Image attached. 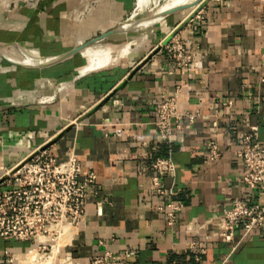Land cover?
Returning <instances> with one entry per match:
<instances>
[{
  "label": "crops",
  "instance_id": "1",
  "mask_svg": "<svg viewBox=\"0 0 264 264\" xmlns=\"http://www.w3.org/2000/svg\"><path fill=\"white\" fill-rule=\"evenodd\" d=\"M138 2L0 0V175L46 144L59 160L73 152L81 178L91 168L98 189L71 245L29 258L30 243L5 239L0 264H78L106 251H130L123 264H264V230L239 228L226 242L215 225L235 199L264 204V192L244 185L235 154L252 125L264 145V0H202L126 30ZM175 34L202 51L198 73L181 74L156 48ZM94 48L117 60L92 67L85 54ZM174 94L179 111L196 119L189 126L184 117L174 140L162 142L155 107ZM211 141L221 149L215 162L207 160ZM166 156L176 172L162 176L158 196L153 163ZM169 200L185 205L172 227L159 208ZM196 242L204 254L191 249Z\"/></svg>",
  "mask_w": 264,
  "mask_h": 264
},
{
  "label": "built area",
  "instance_id": "2",
  "mask_svg": "<svg viewBox=\"0 0 264 264\" xmlns=\"http://www.w3.org/2000/svg\"><path fill=\"white\" fill-rule=\"evenodd\" d=\"M192 20L189 22L191 26ZM187 25V26H188ZM168 59L176 63L181 74L198 73L202 69V51L181 34L168 43L160 42L156 47ZM230 115L231 101L224 103ZM154 125L162 142L174 140V129L181 128L185 117L188 125L196 119L194 114H183L178 109V95L163 99L155 107ZM187 126V128L189 127ZM258 126L239 135L236 157L246 170L242 175L244 185L251 190L264 192V145L258 136ZM221 157L216 141L208 144L207 160L215 162ZM152 190L164 196L162 176L174 175L176 165L171 156L157 157L153 163ZM82 165L70 152L66 159L55 158L46 144L32 148L19 162L0 175V242L14 239L30 243L28 255L37 251L59 253L74 241L76 232L86 219V207L91 196L97 193V175L90 168L81 178ZM185 205L181 200H169L160 210L164 211L166 223L172 227ZM217 236L232 242L235 233L243 228L245 233L255 229L264 230V204L248 199H235L215 222ZM191 249L206 252L205 244L193 243ZM131 257L130 251L116 255L111 251L78 264H123ZM68 264H74L67 257Z\"/></svg>",
  "mask_w": 264,
  "mask_h": 264
},
{
  "label": "bare ground",
  "instance_id": "3",
  "mask_svg": "<svg viewBox=\"0 0 264 264\" xmlns=\"http://www.w3.org/2000/svg\"><path fill=\"white\" fill-rule=\"evenodd\" d=\"M151 1L152 0H139L138 6L136 8L137 10L135 12L137 13V11H139L143 7L149 6L151 4ZM201 1L202 0H171L170 2L167 1L164 5H162V7L159 8L157 14H160V15L165 14L166 15V13L168 14V12H171V11L176 10L178 8H181L182 10L186 11V10L194 8ZM136 13H134V14H136ZM142 22L146 23V19L134 21L131 24H127V25H125L124 29L128 30L131 28H136ZM129 48L130 47L128 46L126 48V50H124L120 53L121 57L127 55V51L129 50ZM90 55L93 59L92 64H91L92 67H103V66H106V65H108L112 62H115L117 60V57H115L110 50L94 51Z\"/></svg>",
  "mask_w": 264,
  "mask_h": 264
},
{
  "label": "rangeland",
  "instance_id": "4",
  "mask_svg": "<svg viewBox=\"0 0 264 264\" xmlns=\"http://www.w3.org/2000/svg\"><path fill=\"white\" fill-rule=\"evenodd\" d=\"M167 1L170 2L171 0H152L151 4L149 6L143 7L142 9L137 11V13L135 12L136 14H134V12H133L132 16L130 17L131 21L133 22L134 20H144V19H146V23L142 22V24L146 25V24H149L151 22L154 23L158 19H161V18L164 17L165 14L160 15V14H157V13H158L159 8L162 7V5H164ZM168 13H170V12H168ZM119 30H121V29H119ZM97 50H107V49H105V48H102V49L101 48H94L92 51H89L88 54H85V57L88 60H91L92 58H90L91 57L90 54L92 52H94V51H97ZM53 250H55V249H53ZM33 253L38 254L37 258H42V259H44L48 255V252H47V254L45 256L43 255L44 253H42V252H38L37 253V251H35ZM33 253L28 255L29 258H31L34 255ZM29 263L38 264L37 262H34V261L33 262L29 261Z\"/></svg>",
  "mask_w": 264,
  "mask_h": 264
},
{
  "label": "water",
  "instance_id": "5",
  "mask_svg": "<svg viewBox=\"0 0 264 264\" xmlns=\"http://www.w3.org/2000/svg\"><path fill=\"white\" fill-rule=\"evenodd\" d=\"M178 10H181V8H179V9H176V10H174V11H178ZM174 11H172V12H174ZM172 12H170V13H172ZM170 13H168V14H170ZM168 14H166L164 17H166ZM163 17V18H164ZM69 55H62V56H59V57H55V58H51V59H45V60H43L40 64H38V65H30V64H27L28 66L27 67H38V68H45V67H49V66H52V65H54V64H56V63H59V62H61V61H63L64 59H66L67 57H68ZM10 63H12V62H10ZM12 64H14V63H12Z\"/></svg>",
  "mask_w": 264,
  "mask_h": 264
}]
</instances>
